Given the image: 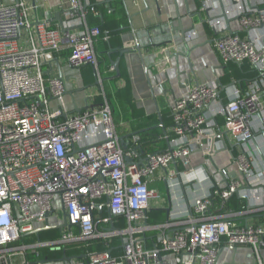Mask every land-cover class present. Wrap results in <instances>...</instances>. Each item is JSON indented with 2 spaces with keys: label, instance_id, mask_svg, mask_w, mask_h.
<instances>
[{
  "label": "built area",
  "instance_id": "built-area-1",
  "mask_svg": "<svg viewBox=\"0 0 264 264\" xmlns=\"http://www.w3.org/2000/svg\"><path fill=\"white\" fill-rule=\"evenodd\" d=\"M32 1L0 0V264H45L44 248L66 249L95 239L105 240L106 249L64 264H171L164 254L172 255L175 264H217L224 236L230 244L251 245L258 264H264V221H251L264 213L263 77L247 88L234 85L227 99L220 79L198 83L171 105L169 148L140 157L135 149L124 150L108 102L69 113L66 82L47 76L43 68L50 54L63 49H69L74 66H98L100 29L87 22L90 0H67L63 31L53 27L49 11L39 15L46 0ZM225 1L233 7L209 17L222 61L248 60L264 74V0L253 7L250 0ZM217 2L205 0L203 8L215 11ZM229 17L239 19L245 35L224 32ZM195 35L189 31L186 39ZM223 151L231 159L228 165L216 161ZM196 154L202 162L192 165ZM209 159L214 171L206 164ZM159 171L172 191L209 186L194 197L192 212L175 224L179 227L159 234L149 247L143 234L162 228L145 224L151 200L159 196L151 186ZM234 193L246 200L241 211L211 213L217 196L228 199ZM56 195L67 213L61 237L23 242L54 212ZM105 206L108 215L102 214ZM119 216L127 219V227L116 225ZM114 238L120 239L119 254L112 253Z\"/></svg>",
  "mask_w": 264,
  "mask_h": 264
},
{
  "label": "crops",
  "instance_id": "crops-1",
  "mask_svg": "<svg viewBox=\"0 0 264 264\" xmlns=\"http://www.w3.org/2000/svg\"><path fill=\"white\" fill-rule=\"evenodd\" d=\"M29 1L31 5L33 1ZM109 1H114L115 4L117 2L115 8L118 11L114 12L112 16L122 22L121 28L124 31L114 38L117 42L120 41V43H117L115 46L110 44L107 50L100 52L99 41H95L99 82H95L94 65L74 66L70 63L69 49H63L62 51L50 54L43 68L47 76H60L66 82L65 107H68L69 113L78 112L77 109L84 111L88 107L93 106L99 108L105 102H108L112 110L116 130L124 138V150L128 152L135 149L138 151L140 157H145L148 153L161 152L169 148V140L173 136L169 131L173 121L171 105L176 98L186 95L198 83H208L216 78L222 82L221 95H224L226 99L231 94L234 85L243 88L242 83L231 75L228 63L225 64L222 61L215 46L218 33L209 23V17L215 18L221 16L224 13V8L227 9V6L233 7V4L224 2V0H217L218 5L216 10L211 11L210 9L203 8L205 0H159L158 3L156 0H98V2L105 3L108 6V14H112L111 11L113 10L109 5ZM250 4H252V7L260 5L259 0H250ZM121 8H124L125 15L121 12ZM67 9V0H46V4L41 6L38 12L40 16H43L45 12L49 11L53 16V27L63 31L62 21L65 22L67 20ZM180 24L189 31H195L196 35L192 39H186V42L178 30ZM227 26L228 29L224 32L246 34L242 29L239 19L236 17H229ZM135 36L143 48L142 55L135 50L121 55L118 51L119 47L135 46ZM262 42L264 45V38ZM188 47L193 49L191 57L196 71V76L193 77V82L189 85L185 82L188 79L189 61L184 56L187 53ZM110 49L113 50L111 57L108 53ZM118 58H120L119 76L111 63V60ZM121 66L125 68L130 77L131 94L137 108L143 111V117H136L132 113L125 111L123 105L117 100L116 92L123 87L125 81L119 78L121 76ZM261 77L264 80V74L260 72L259 77L254 81L259 80ZM252 82H248L245 88L251 85ZM107 93L112 94V101L107 99ZM98 96L104 98L103 103L99 104L96 102ZM261 101L264 105V85ZM147 117L149 118L147 119ZM139 121L156 122L146 128L129 129L130 125L136 126L140 124L141 122ZM164 121H169V127L165 126ZM254 121L257 124L262 123L258 118ZM161 124L164 125L165 131ZM151 128H157L158 132L155 134L166 141L164 149L150 150L139 142L140 132ZM196 155L199 160L194 162V164L201 163L202 156ZM227 163L225 162L223 165H228ZM261 168L264 169L263 164ZM180 169L182 168L180 167ZM163 171L166 172L165 169ZM163 171H159L156 177L152 179L151 186L157 189L159 196L152 198L147 215H151L154 218L163 215L165 221L163 223L151 224L152 226H161L162 228L147 231L143 234L144 239L146 235L150 238L154 236L157 239L159 234H168L178 228L179 225L175 224L192 212L194 197L207 193L209 186V183H205L203 184L204 189L202 186H198L199 188L196 189V185H194L191 188L178 187L175 191H172L169 184L170 181L162 178L167 174V172L163 174ZM53 206L55 210L49 216L48 222L51 226H57L63 223L62 203L59 195L55 196ZM168 207L171 208L169 219L165 210ZM107 210L108 207L105 206L102 214L108 215ZM58 211L62 214L57 217L59 221L53 218ZM251 221L257 223L264 220L254 216L251 217ZM45 226L46 222L38 223L36 229ZM127 226L128 222L126 219L125 227ZM48 230H56L58 237L55 239H58L61 237L64 229L54 228ZM35 236H37L35 232L28 234L23 238V242L55 240H41L39 238L34 240ZM234 245L235 247L229 243L226 236L222 237L219 243L217 264H258L257 254L251 245ZM48 249L62 250L63 253L56 258L44 256V252ZM64 249L60 246L46 247L41 250V258L46 261L45 264H54L58 261L64 264V261L60 260L64 255ZM164 255L171 264L176 263L172 255ZM260 256L264 262V246L261 247ZM28 257L31 260L35 259L34 255H29Z\"/></svg>",
  "mask_w": 264,
  "mask_h": 264
},
{
  "label": "trees",
  "instance_id": "trees-1",
  "mask_svg": "<svg viewBox=\"0 0 264 264\" xmlns=\"http://www.w3.org/2000/svg\"><path fill=\"white\" fill-rule=\"evenodd\" d=\"M91 5L88 6L87 9V21L90 26H95L100 29V34L96 37V41H99V48L100 52L102 50H107L110 47V44L112 46L117 45V43H120V41H116L114 38L124 30L122 27V22L115 18L113 15L114 12H117L118 9H116V4L114 1H109L110 7L113 9L111 11L112 14H108L109 8L106 6L105 3H100L98 0H90ZM95 8L99 12V14H96L95 11L92 8ZM121 12L123 15H125L124 8H121ZM86 65V64H85ZM228 68L230 70L231 75L239 80L242 84V87L245 88L247 86L248 82H252L255 79H257L260 75V71H258L256 68L252 67L251 63L246 60L243 63L239 64L236 62H229ZM120 79H124V85L116 92V97L118 102H120L124 110L127 112L132 113L136 117H143L144 113L141 109L137 108L133 97H132V86L130 77L125 70L123 66H121V76ZM106 97L109 101H112V94L107 93ZM96 102L101 104L104 102V98L101 96H98L96 98ZM149 117H147L148 119ZM119 122V121H117ZM140 124L133 126L130 125L129 129H142L146 128L147 126L152 125L156 121H139ZM164 124L166 127H169L170 123L169 121H164ZM157 131V128H151L148 130H143L140 132V138L139 142L142 143L144 147L150 150H162L166 147V141L164 139H161L158 137L157 134H155ZM173 137V136H172ZM171 138V136H170ZM181 168H183L180 165ZM246 204V200L242 197H240L237 193H234L230 198L224 199L220 196H217L214 201V206L212 207L211 213L212 214H226V213H233L237 211H241ZM105 215V214H104ZM256 217H259L261 220H264V213H258ZM116 224L125 227L126 226V219L123 216L116 217L115 219ZM148 221L151 224H158L163 223L165 221V218L163 215H160L159 217L154 218L153 216H148ZM58 237V232L56 230H45L40 233V236H35L34 240L39 238L41 240L45 239H55ZM33 241V239H31ZM157 239L153 236L145 237L146 245L149 247H152L155 245ZM112 245L115 247L113 249V254H118L121 250L120 246V239L114 238L112 241ZM106 249L105 246V240L103 239H95L87 241L83 244H80L79 246H70L64 249L67 255H80L81 253L86 252H96ZM44 256H48L51 258L59 257L63 251H56L48 249L44 252Z\"/></svg>",
  "mask_w": 264,
  "mask_h": 264
},
{
  "label": "water",
  "instance_id": "water-1",
  "mask_svg": "<svg viewBox=\"0 0 264 264\" xmlns=\"http://www.w3.org/2000/svg\"><path fill=\"white\" fill-rule=\"evenodd\" d=\"M156 2L158 3L159 0H156ZM178 30L181 32V35L184 37V39L186 40V34H187V31H189L188 29L184 28L183 25L180 24V27H178ZM135 41H136V44L135 46L133 47H119L118 51L120 52L121 55L125 54V53H129L131 51H138L140 53V55H142V52H143V48L140 46L136 36H135ZM187 42V40H186ZM193 51V49H190L189 47L187 48V53L184 55L186 57V59L189 61V71H188V79L185 81L187 85H189L190 83L193 82V77L196 76V71H195V68H194V63L192 61V57H191V52ZM110 57H111V54L113 53V50L110 49V51L108 52ZM111 63L112 65L114 66V69L116 70L117 72V75L119 76L120 75V67H119V64H120V58L116 59V60H111ZM94 67V73H95V78H96V83L99 82V69L95 66ZM78 112H81V109H77ZM161 126L163 127L164 131H165V127L163 124H161ZM123 142H124V138H122ZM127 162L128 163H131L132 161L130 159L127 158ZM208 165L211 166L212 170L214 171V168L212 166V162L211 160L209 159L208 160ZM232 177H234V172H232L230 174ZM107 204L109 205V198L107 200ZM166 212H167V218L169 219L170 218V210L171 208L168 207V208H165ZM192 211V209H191ZM108 214L110 213V210L108 209L107 210ZM145 224L146 225H151V223L148 221V215H146V220H145ZM67 226V213L63 210V223L60 224V225H57V226H51L48 222V220L46 221V226L43 227V228H40V229H37L35 230V233L37 234V236L39 237L40 236V233L41 231L43 230H48V229H54V228H58V229H63ZM112 228L113 229H117L116 225L113 223L112 224ZM233 247H235V245H233ZM83 255H67L66 252L64 251V255L63 257L60 259V260H63V261H68V260H71L73 258H77V257H82ZM256 264V263H255Z\"/></svg>",
  "mask_w": 264,
  "mask_h": 264
},
{
  "label": "rangeland",
  "instance_id": "rangeland-1",
  "mask_svg": "<svg viewBox=\"0 0 264 264\" xmlns=\"http://www.w3.org/2000/svg\"><path fill=\"white\" fill-rule=\"evenodd\" d=\"M67 110H69L68 109V107H67ZM227 155H228V153H226V152H220V153H217L216 154V161H217V163L220 165V164H225V162H230V160H229V157H227ZM229 156V155H228ZM192 165H195L194 164V162H196V161H198L199 160V158H198V156L197 155H194L193 157H192ZM207 161L205 160V161H203V163H206ZM227 163V164H228ZM206 164H208V163H206ZM205 183H208V182H204V184ZM199 187L198 186H196V189H198ZM58 206V205H57ZM59 212V213H58ZM57 213H55V216H53V218H56V220L57 221H59L58 220V215H60L61 213H60V211H58ZM62 215V214H61ZM50 264V263H49ZM54 264H61V262L60 261H58V262H55Z\"/></svg>",
  "mask_w": 264,
  "mask_h": 264
}]
</instances>
